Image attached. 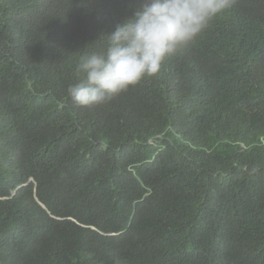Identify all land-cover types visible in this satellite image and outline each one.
Instances as JSON below:
<instances>
[{"label":"trees","instance_id":"trees-1","mask_svg":"<svg viewBox=\"0 0 264 264\" xmlns=\"http://www.w3.org/2000/svg\"><path fill=\"white\" fill-rule=\"evenodd\" d=\"M144 0H0V264H264V0L103 105L68 96Z\"/></svg>","mask_w":264,"mask_h":264},{"label":"clouds","instance_id":"clouds-1","mask_svg":"<svg viewBox=\"0 0 264 264\" xmlns=\"http://www.w3.org/2000/svg\"><path fill=\"white\" fill-rule=\"evenodd\" d=\"M232 0H144L106 33L102 50L82 55L67 88L80 107L103 105L156 76L165 61L194 41Z\"/></svg>","mask_w":264,"mask_h":264}]
</instances>
